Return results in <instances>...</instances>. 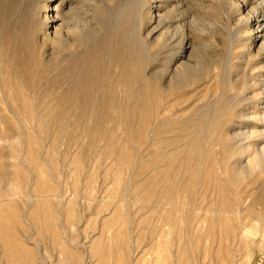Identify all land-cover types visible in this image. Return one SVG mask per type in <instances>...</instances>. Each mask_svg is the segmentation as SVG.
<instances>
[{
  "label": "rangeland",
  "instance_id": "rangeland-1",
  "mask_svg": "<svg viewBox=\"0 0 264 264\" xmlns=\"http://www.w3.org/2000/svg\"><path fill=\"white\" fill-rule=\"evenodd\" d=\"M179 50L172 70L193 69L174 89L203 97L213 128L264 144V0H0V79L38 101L0 108V264H264V205L251 203L264 173L230 184L228 211L186 221L144 183ZM238 152L230 142V174Z\"/></svg>",
  "mask_w": 264,
  "mask_h": 264
},
{
  "label": "bare ground",
  "instance_id": "bare-ground-1",
  "mask_svg": "<svg viewBox=\"0 0 264 264\" xmlns=\"http://www.w3.org/2000/svg\"><path fill=\"white\" fill-rule=\"evenodd\" d=\"M180 52H181L180 50L177 52H173L170 55L164 67V73L169 74V80L167 82L168 85L166 86L167 95H166V102H165L166 104H165V111H164V127L161 130L162 141L164 142L165 147L164 149H162L164 151L163 152L161 151L163 153L161 157H156L155 159L153 157L154 160H152L150 163L152 173L150 174V176L146 178L144 183L145 185H147V187L152 189L155 194L162 195V197L166 199L167 203L172 205L173 208L174 206L176 207L179 206L182 210L181 212L182 217L180 218V220L181 219L185 220V219L191 218L192 210L194 208H198L197 210L199 212V209H201V207L203 206L207 207L206 208L207 211H209L215 205H219L220 207H222V209H224L225 211H228V209L230 208V189H231L230 184L232 185H236L235 183L239 184L241 182L239 181L241 177L247 176L254 172L264 173V144H262L261 146L257 144L258 142L252 143L251 146L248 143L243 144L245 141L246 142L249 141V138L253 136V133L249 132V130H246V128L238 129L236 131L233 130L234 132L232 133L230 132V123L227 125L226 124L221 125L220 128H217V127L213 128L212 123H211L212 120L209 119L210 113L207 114L208 111L205 110L207 109L206 108L207 106L205 105L204 98L201 96L194 98L193 96H190L192 94L188 95V93L183 90L176 91L174 89V87L177 85V81L183 78V76L185 75L187 71H191L193 69V67L192 68L188 67L186 63V64H182L179 69L177 68V70L176 69L172 70L171 64H173L172 62L174 61V57H176L175 55L177 56L180 55L181 54ZM122 66H121V69H122ZM0 68H3V66ZM89 71H90L89 73L91 74V70ZM127 71L128 70H126V73H128ZM133 79L135 78L133 77ZM83 80H85L84 77H83ZM86 82H89V81H86ZM145 82L147 83V81ZM19 85L15 80H10L8 78L5 80L0 79V108L8 107L9 109L11 108V109H16V110H21V109L25 110L31 106V103H33V105H37L38 101L36 100V97L34 96V94L33 93L29 94L28 90H27L28 91L27 93H23L21 91L22 88L20 89ZM91 85L92 84H90V86ZM97 86L99 88V84H97ZM132 87L133 88L130 90L129 101H128L127 106H128V109L132 111V114L136 116V113L139 112L140 103L142 101L140 97L143 96L145 93V83L143 81V83L140 84L139 88L134 87V85ZM70 89L71 88H69L68 90L65 89V91H63L62 98L64 96V93L69 94V92L72 90ZM76 89H78V87ZM78 90L80 91V89ZM35 91H38V90H35ZM201 95H203V93ZM83 97L84 96H82V98ZM104 99H109V98H106L104 96ZM105 108H104V111H105ZM255 119L256 121H259L260 123H262L261 121L264 119V116L262 118L260 117L257 118L256 116ZM254 136H257V139L259 140L261 139L262 142L264 141V132H262L261 129L258 130L256 135ZM230 142L232 144H236V147L239 150L238 152L239 158H237L238 160L234 161V163L232 164L233 173L231 174H230V167H231L230 166ZM28 154L30 153L28 152ZM245 157L247 158L246 162H244ZM161 163H162V167H161ZM261 183H262L261 190L256 191V196L252 199V201L250 200L252 204H258L259 206L264 205V179H261ZM161 184L162 186H160ZM248 184L250 183L249 182L243 183L242 187L239 188V191L237 190L238 191L236 195L237 200L242 199V193L245 191L244 187L247 186ZM211 215L213 216V217L211 216V221L220 219V216L218 214H211ZM215 215L218 217H216ZM170 216L172 217L173 215L171 214ZM194 216H192V219H197L198 215H194ZM206 217L208 216L206 215ZM207 221H208V218H207ZM192 222H195V221L193 220ZM225 231L227 232L228 229L225 228L224 232Z\"/></svg>",
  "mask_w": 264,
  "mask_h": 264
}]
</instances>
